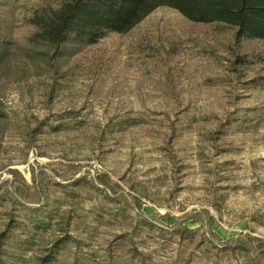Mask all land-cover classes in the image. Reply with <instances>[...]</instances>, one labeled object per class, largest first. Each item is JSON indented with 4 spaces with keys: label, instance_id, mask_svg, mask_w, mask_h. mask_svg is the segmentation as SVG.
I'll return each instance as SVG.
<instances>
[{
    "label": "rangeland",
    "instance_id": "1",
    "mask_svg": "<svg viewBox=\"0 0 264 264\" xmlns=\"http://www.w3.org/2000/svg\"><path fill=\"white\" fill-rule=\"evenodd\" d=\"M62 1L0 0V41L25 44L33 9ZM14 43L0 50V232L8 211L27 223L28 207L57 211L53 226L23 227L11 241L27 263L70 215L80 244L68 245L58 264H141L124 256L112 263L108 246L125 232L147 254L144 264H264V85L245 83L264 76V41L238 44L234 30L160 7L128 33L74 55L51 99L53 74ZM238 53L247 64L236 62ZM70 110L79 116L66 126L29 135ZM100 173L121 188L65 194L62 185ZM142 218L164 231L135 234ZM180 223L205 242L180 245L171 234ZM238 244L246 250H222Z\"/></svg>",
    "mask_w": 264,
    "mask_h": 264
},
{
    "label": "trees",
    "instance_id": "2",
    "mask_svg": "<svg viewBox=\"0 0 264 264\" xmlns=\"http://www.w3.org/2000/svg\"><path fill=\"white\" fill-rule=\"evenodd\" d=\"M160 7L172 8L196 24L208 25L219 31L234 30L235 43L238 44L243 41H264V0H63L58 6L46 3L35 7L26 18L31 33L25 44L0 41V50L3 48L4 54H7L9 47L14 43V49L20 51L27 61L42 72L52 73L54 82L49 94L51 99L59 91L57 83L71 76L69 74L72 68L65 66L74 55L97 45L112 33H128ZM4 59L1 57V63ZM236 62L240 65L247 64L246 55L238 53ZM245 83L252 88L264 85V76L252 78ZM77 116L79 112L70 110L57 118L59 123L44 119L29 135L39 136L48 130H59L67 125L65 118L68 120ZM129 120H123L116 126L121 130L129 124ZM223 132L220 129L217 133ZM101 185L114 191L121 188L119 183L113 181L106 173L98 174L95 179L83 175L62 187L66 188L64 192L67 197L73 200L81 197L82 190L104 193L105 189ZM106 195L111 197L109 193ZM28 209L32 213L27 217L28 223L20 221V216L16 213L7 212V221L0 232V264H29L21 257L19 248L12 246L11 241L23 227L28 228L31 233H38L53 226V221L57 218L56 209L48 205ZM71 220L70 215H65L58 221V236L30 264H58L61 253L68 245L80 244L78 239L70 234ZM145 227L164 231L153 221L142 218L134 227L135 234ZM21 234H25V231ZM171 234L187 249L197 248L205 242V237L199 234L196 228L183 223L175 225ZM222 250H246V247L238 244L226 246ZM107 251L112 263L122 256L131 260L137 259L141 264H144L147 258V254L140 250L137 238L128 232L117 236ZM261 253L264 255V249Z\"/></svg>",
    "mask_w": 264,
    "mask_h": 264
}]
</instances>
